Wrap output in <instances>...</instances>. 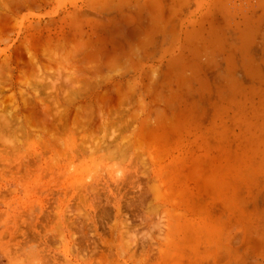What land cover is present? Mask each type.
I'll return each instance as SVG.
<instances>
[{
  "label": "rangeland",
  "instance_id": "1",
  "mask_svg": "<svg viewBox=\"0 0 264 264\" xmlns=\"http://www.w3.org/2000/svg\"><path fill=\"white\" fill-rule=\"evenodd\" d=\"M194 4L0 0V264H264V0Z\"/></svg>",
  "mask_w": 264,
  "mask_h": 264
},
{
  "label": "bare ground",
  "instance_id": "2",
  "mask_svg": "<svg viewBox=\"0 0 264 264\" xmlns=\"http://www.w3.org/2000/svg\"><path fill=\"white\" fill-rule=\"evenodd\" d=\"M5 3H6V2H5ZM8 5H9V4H8ZM5 27H6V26H5ZM5 27H4V28H5ZM2 29H3V28H2ZM32 46H33V45H32ZM26 49H27V48H26ZM29 52H30V51H29ZM30 53H31V52H30ZM33 54H34V53H33ZM28 55H29V54H28ZM31 55H32V54H31ZM30 57H31V56H30ZM31 60L35 61L34 59H31ZM36 61H37V60H36ZM60 61H61V60H60ZM49 62H52V63H53L54 61L51 60V61H49ZM56 62H59V60L56 59ZM30 64L33 65L32 63H30ZM4 65H5V64H4ZM35 65H36V64H35ZM0 66H1V65H0ZM36 66H37V65H36ZM32 67H33V66H32ZM4 68H5V67H4ZM23 68H24V67H23ZM30 68H31V67H30ZM32 70H33V69H32ZM30 71H31V70H30ZM30 71H29V72H30ZM1 72H2V71H1ZM24 73H25V71H23V74H24ZM28 74H29V73H28ZM24 75H25V74H24ZM1 77H2V76H1ZM26 77H28V76H26ZM70 77H71V76H70ZM27 79H28V78H27ZM69 79H70V78H69ZM71 79H72V78H71ZM0 80H1V79H0ZM78 91H79V90H78ZM78 91H77V92H78ZM55 98H56V103L59 102V98H60V97H58L57 94H56V97H55ZM67 98H68V97H67ZM67 98H65L64 101H66V102H70V101H71L70 98H68V99H67ZM30 99H33V98H28V97H26L25 99H23V100L26 101V102L24 101V102L26 103L25 106L29 105L28 103H30V102H28V101H30ZM27 100H28V101H27ZM33 100H36V99H33ZM39 101H41V100H39ZM48 101H49V100H48ZM53 102H54V101L50 100L49 102H47V104H48V103H53ZM121 102H122V101H121ZM2 103H3V101H2ZM25 103H24V104H25ZM44 103H46V102H44ZM56 103H54V104H56ZM119 103H120V102H119ZM31 104H33L32 101H31ZM0 105H1V104H0ZM56 105H57V104H56ZM25 106H24V107H25ZM47 106H48V107H51V109H52V106H51L50 104H48ZM24 107H23V110H27L28 107H26V109H25ZM31 107H33L32 109H35L34 106H31ZM117 107H118V106H117ZM5 108H6V107H5ZM54 108H55V107H54ZM58 108H59V107H58ZM36 109H37V108H36ZM29 110H30V111H29ZM27 111H29V113L31 114V116H32L33 113H35V112H33V113L31 112L32 110L30 109V107H29V109H28ZM27 111L24 112V115H25V113H26V115H27V113H28ZM34 111H35V110H34ZM49 111H52V110H50V108H49ZM22 112H23V111H22ZM48 113L50 114L49 116H51V114H52L53 112H47V114H48ZM6 115H8V114H6ZM9 115H10V112H9ZM9 115H8V117H9ZM33 115H34V114H33ZM35 115H36V114H35ZM35 115L32 116V117H33L35 120H37V121L35 122V124H36L37 122L39 123V118L36 119V117H38V116H35ZM11 116H13V114H12ZM29 116H30V115H29ZM29 116H28V117L25 116V117H26V118H29ZM31 116H30V119H31ZM49 116H48V117H49ZM64 116H65V115H64ZM64 116H63V117H64ZM8 117H7V119L9 120L10 117H9V118H8ZM13 117H14V118H18L19 116H16V117H15V115H14ZM13 117L10 118V120H13ZM63 117H62V115L56 117L57 119L55 118L54 120H55L58 124H56V122L53 123L54 126H55V130H56V129L58 130V129L60 128V130H58L57 133H55V134H57V135H59L58 132L60 133V135L57 136L58 138H60L61 133H62L63 130L65 129V128H62V127H64V126L67 125V126H66L67 131H66V129L64 130V131H66V132H64V133L67 134L68 129H69V130L72 129V128L69 126V124H71V125H73V126H74V124L79 126V124H82V125H83V123H84V122H79V121L77 122V121H73V120H72V121H69L68 118H67L68 120L66 121V120H63V119H62ZM66 117H67V116H66ZM26 118H25V121H26L25 124H27V122L31 121L30 119H29V121H27L28 119H26ZM53 118H54V117H52V118L49 119V120H52V122H54V121H53ZM59 118H61V119H59ZM20 119H21V118H20ZM64 119H65V118H64ZM57 120H59V121H57ZM74 120H75V119H74ZM22 121H23V122H22ZM22 121H21V123H22L21 125H23V123H24V120H22ZM32 121H33V120H32ZM32 121H31V122H32ZM52 122L49 123V122L47 121V125L44 123V124H45L44 126H47V127H44L42 124H40V125L43 127V129H45V130L47 129L48 132H49L50 130H53V128H54L53 126H51V127H53L52 129L50 128V125L52 124ZM6 123H7V122H6ZM11 123H12V121H11ZM32 123L34 124V121H33ZM32 123H31V124H32ZM38 123H37V124H38ZM40 123H42V122L40 121ZM85 123H86V122H85ZM100 123H101V122L99 121V126H101ZM37 124L35 125L36 128H38V127H37V126H38ZM48 124H49V125H48ZM53 124H52V125H53ZM55 124H56L57 126L60 125L61 127L58 126V128H57V126H56ZM62 124H63V125H62ZM101 124L104 125L105 122H102ZM107 124H108V123H107ZM107 124H105V125H107ZM19 125H20V124H19ZM21 125H20V128L22 127L21 129L23 130V128H24V130H25L26 128L23 127V126H21ZM40 125H39V126H40ZM82 125H81V126H82ZM5 126H6V125H5ZM41 126H40V127H41ZM84 126H85V125H84ZM28 127H29V126H27V128H28ZM31 127H32V126H31ZM68 127H69V128H68ZM33 128H34V127H33ZM61 128H62L63 130H61ZM77 128H78V127H77ZM86 128H87V127H86ZM28 129H29V128H28ZM38 129H39V128H38ZM24 130H23V132H24ZM40 130H41V129H40ZM55 130H53V131L55 132ZM25 131H26V130H25ZM60 131H61V132H60ZM71 131H72V130H71ZM93 131H94V130H93ZM28 132H29V131H28ZM42 132H43V131H42ZM48 132L45 133V135L48 134ZM88 132H89V131H88ZM90 132H92V130H91ZM94 132H95V131H94ZM26 133H27V131H26ZM64 133H63V134H64ZM74 133H75V132H74ZM49 134H52V136H54L52 132L49 133ZM49 134H48V135H49ZM66 134H64V135H66ZM87 134H89V137L92 135V133H87ZM90 134H91V135H90ZM26 135H27V134H26ZM45 135H42V137L44 136V137H43L44 139H45ZM48 135H46V139H48L49 136L52 137L51 135H49V136H48ZM67 135H68V134H67ZM72 135H73V133H72ZM62 136H63V135H62ZM69 136H70V135H69ZM83 136H84V135H83ZM87 136H88V135H87ZM28 137H29V136H28ZM50 137H49V139H50ZM57 137H54V138H56V140H57ZM63 137H64V136H63ZM65 138H67V136H66ZM79 138H80V137H79ZM87 138H88V137H87ZM29 139H30V137H29ZM44 139H42V140H44ZM46 139H45V141H44L45 143H46V141H47ZM49 139H48V140H49ZM52 139H53V138H51V140H52ZM61 139H62V138H61ZM70 139H71V138H70ZM53 140H54V139H53ZM54 141H55V140H54ZM54 141H51V142H53V143L55 144L56 141H55V142H54ZM70 141H71V140H70ZM48 142H50V141H47V144H48ZM63 142H64V141H63ZM53 143H52V144L50 143L51 145H49V146H47V147H51L52 145H54ZM56 143H57V142H56ZM60 143H61V142H60ZM70 143H71V142H70ZM45 146H46V145H45ZM47 147H46V148H47ZM56 147H57V146H56ZM63 147H65V146L63 145ZM59 148H60V147H59ZM48 149H49V148H48ZM50 149H51V148H50ZM55 149H56V148H55ZM62 150H64V149H62ZM58 151H59V150H58ZM60 151H61V149H60ZM60 151H59V152H60Z\"/></svg>",
  "mask_w": 264,
  "mask_h": 264
},
{
  "label": "crops",
  "instance_id": "3",
  "mask_svg": "<svg viewBox=\"0 0 264 264\" xmlns=\"http://www.w3.org/2000/svg\"><path fill=\"white\" fill-rule=\"evenodd\" d=\"M197 0H189V1H186L185 0V3L187 4V5H189V7L190 6H193V5H195V4H198V3H195L194 4V2H196ZM211 5V4H210ZM209 5V10L211 11V10H214V6H210ZM187 9H189V8H187ZM263 132H264V129H263ZM261 136V135H260ZM260 136H257V137H255V158H260V157H264V143H261L260 142ZM262 141H264V140H262ZM260 162V161H259ZM256 171H258L257 169H256Z\"/></svg>",
  "mask_w": 264,
  "mask_h": 264
}]
</instances>
